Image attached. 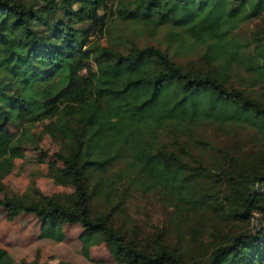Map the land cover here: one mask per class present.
<instances>
[{
  "label": "trees",
  "instance_id": "1",
  "mask_svg": "<svg viewBox=\"0 0 264 264\" xmlns=\"http://www.w3.org/2000/svg\"><path fill=\"white\" fill-rule=\"evenodd\" d=\"M263 17L264 0H0V181L21 158L27 130L55 117L48 135L59 145V166L47 176L73 189L5 196L7 221L32 215L39 238L55 242L64 226L79 225L83 254L107 241L116 264H264V27L239 33ZM116 21L136 31L110 38ZM162 29L158 44H139ZM195 110L205 123L227 111L219 130L254 131L263 148L218 147L205 130L191 129L189 140L215 155L205 165L170 135L179 127L173 115ZM156 128L168 146L149 141ZM129 136L134 151L167 167L156 166L149 180L139 178V166L128 178L111 172L106 204L95 148L108 140L119 150ZM182 173L180 192L203 216L192 223L183 209L184 223L172 232L153 224L136 239L131 217L117 214L123 193L137 206L147 199L163 207ZM145 216L151 220L149 210ZM0 264H14L4 249Z\"/></svg>",
  "mask_w": 264,
  "mask_h": 264
},
{
  "label": "rangeland",
  "instance_id": "2",
  "mask_svg": "<svg viewBox=\"0 0 264 264\" xmlns=\"http://www.w3.org/2000/svg\"><path fill=\"white\" fill-rule=\"evenodd\" d=\"M256 25L264 27V17L244 26L239 31L241 37L245 38L250 35ZM107 29L111 31L110 38L119 36L121 33L124 34V32L136 31L131 25L121 24L119 21L110 23ZM165 31L162 29L157 34L150 36L145 35V33L140 38L139 44L156 45L164 39ZM101 43L106 45L107 40L103 39ZM136 93L144 98L148 97V92L143 87L137 88ZM228 117V112L223 111L217 123H205L199 117L197 110L187 116L173 115V118L179 121V127L171 131L170 135L181 137L182 144L188 153L201 160L205 165H208L215 158V155L207 154L205 145L189 140L188 135L191 129L205 130L209 134V139L218 147L237 152L258 151L263 148L262 140L259 137H254L253 130V132L235 130L228 135L223 134L219 128ZM57 123V119L51 117L27 130L24 136L25 146L21 158L14 161V167L8 176L0 181L2 187L0 199L12 195L33 196V191H38L49 197L73 192L71 187L60 186L47 176L50 165L59 166L53 158L54 153L59 150V145L48 135V132L53 130ZM9 130L16 134L11 126ZM159 132L160 128L154 129L148 136L149 141L155 146H168L169 137L161 136ZM127 138L126 143L119 150L112 149L108 140L102 141L95 148V157L100 161L96 170L101 175V197L106 204H108L105 192L106 178L111 172H120L124 178H128L131 176L132 168L139 166L142 169L139 178L149 180L156 166L167 167L165 161H155L134 151L131 147V137ZM262 166L264 167V164ZM186 179V173H182L173 190V202L163 207L153 204L147 199H144L137 206L134 201L125 200V193H123L124 205L117 214L124 221L127 216L131 217L134 228L132 235L136 239H144L150 233L153 224H160L164 230L172 232L175 225L184 223V219L180 216V211L183 209H188L192 223L200 220L203 216L201 210L189 208L187 200L180 192V187ZM146 210H149L151 220L145 216ZM39 229L40 223L34 216L20 215L14 221L9 222L4 211L0 208V249H4L11 256L14 264H116L113 260L112 245L107 241L90 248L87 256L83 254L79 242L82 229L79 225L64 226V240L62 242L40 239Z\"/></svg>",
  "mask_w": 264,
  "mask_h": 264
}]
</instances>
